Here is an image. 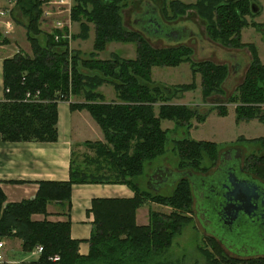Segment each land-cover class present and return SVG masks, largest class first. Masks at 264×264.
Returning a JSON list of instances; mask_svg holds the SVG:
<instances>
[{
  "label": "trees",
  "instance_id": "16d2710c",
  "mask_svg": "<svg viewBox=\"0 0 264 264\" xmlns=\"http://www.w3.org/2000/svg\"><path fill=\"white\" fill-rule=\"evenodd\" d=\"M48 1L15 2L27 20L23 26L31 53L19 50L3 60L4 100L0 101V136L10 142L56 141L58 101L69 100L74 94L83 96L84 101L70 102V110H87L101 128L103 140H85L83 143L92 154H82L79 162L73 155L68 180L37 182L39 187L31 199L6 202L0 187V236L20 239L23 251H32L41 245L42 252L37 260L40 264H175L168 258V252L174 236L192 220L191 184L186 178L179 179L171 195H164L139 190L134 179L142 174L145 162L165 152L168 129L161 127V120H171L175 126H184L188 130L193 126V119L204 121L208 109L202 111L188 104L169 103L171 91L162 88L163 93L160 85L152 81V68L175 67L189 62L192 81L177 84L176 89H195L194 76L199 73L204 100L211 99L212 95L221 98L220 95L224 94L228 65L210 59L194 61L192 50L185 44L152 48L142 36L122 28L119 10L125 0H74L70 18L78 20L83 15L94 24L93 48L97 52L111 40L135 41L136 57L117 59L115 56L111 60L80 58L78 50L69 49L67 39L57 34L59 30L41 32L38 19L42 5ZM179 4L181 11L188 6L182 2ZM192 5L206 21V33L211 41L235 49L248 47L251 52L242 81L225 101L210 107L219 116H225L228 113L225 103H233L236 122L257 119L264 123V64L253 44L241 40V29L249 25L245 17L258 10L250 9L248 0H197ZM252 7L256 9V6ZM13 9L11 16L14 15L16 21ZM254 26L259 28L263 25ZM87 28L83 26L74 38L87 39ZM40 34H43L42 38ZM55 35L59 40L56 41ZM94 50L90 54H95ZM103 84L114 88V100L105 101L97 89ZM36 91L39 92L38 100L25 99L27 92L34 94ZM156 102H161L158 113L153 109ZM253 141L259 142L261 153L246 156L245 164L257 178L264 180V137L253 138ZM172 150L179 159V169L201 173L207 170L201 165L203 160L208 158L215 163L219 155L217 143L187 136L174 140ZM87 183L125 184L134 195L129 198H92L87 211L93 215L87 239L89 251L82 255L78 251L80 241L70 236L69 213L72 185ZM147 200L169 206L171 211H149L148 223L139 225L135 221L136 210ZM49 203L58 208V212L53 214L65 219L48 220ZM33 214H42L44 218L35 220ZM213 241L212 251L216 258L209 259L208 254L201 250L207 264H264V256L227 257L220 245ZM217 251L220 256H217ZM54 254L58 255V260L47 259Z\"/></svg>",
  "mask_w": 264,
  "mask_h": 264
},
{
  "label": "rangeland",
  "instance_id": "374dc122",
  "mask_svg": "<svg viewBox=\"0 0 264 264\" xmlns=\"http://www.w3.org/2000/svg\"><path fill=\"white\" fill-rule=\"evenodd\" d=\"M52 1V0H51ZM197 0H125L122 1L121 8L119 10L120 15V23L124 30L126 31H134L138 34V36H142L143 39L152 47V48H163L164 46H174L179 45L182 43H174L172 41H164L160 38H154L151 39L150 37H146L141 31H138L134 29L133 23L136 22V17H134V14H137L138 12L141 13L145 9L146 3H152L158 10L160 16L162 17L163 21L167 22L171 25H187L190 28H193L192 31L194 34L192 35V38L186 39L183 44H185L187 47H189L192 50L191 58L194 61L205 59L204 55L205 52L208 51V44H211L215 46L218 49L224 50L226 52L231 51H239L242 50L246 56H250L251 59V52L248 50V47H241L235 49L232 47H224L220 43L213 42L207 37L206 33V21L199 15L197 10L193 7L192 4H194ZM179 2H182L187 6V8H183L181 11ZM248 3L250 5V9L252 6H256L255 12L258 10L257 13H252L247 15L245 18L247 22L249 23L248 26H245L241 30V40L244 43H251L253 44L256 53L258 57L262 56L264 59V0H251V2L248 0ZM74 4V0L72 5ZM72 8V7H71ZM14 14L16 15V22L20 23V25L23 26V23H25L26 17L20 12L18 7L15 6ZM13 9V10H14ZM42 10H49L52 12L58 11V5L55 3L47 2L42 5ZM180 11V12H179ZM71 16V11H70ZM57 17L56 14H54V17L52 18H45L42 13L39 16L38 19V25L41 30V32L44 33H50V27H52L51 21L53 18ZM63 18L66 16L62 15ZM11 18H14V15L11 16ZM135 21V22H134ZM253 23V24H252ZM262 24L263 26L257 28L254 26ZM83 26L88 27V37L87 39L84 38H75L74 35L79 34L81 30H83ZM25 30V28H24ZM62 34V38H66L69 42V49L71 50H78L79 57L83 59H99V60H111L115 56L118 57L117 59H134L136 57V42L135 41H116L111 40L106 43L105 47L101 51H96L93 48V41H94V35H95V28L94 24L92 22H88L86 17L79 16L78 20H71L70 18V24L67 25L64 29H59V32L57 34ZM197 35H196V34ZM40 38L43 37V34H40ZM202 42L199 46V40ZM22 40L26 41V37ZM59 40V38H56V41ZM5 41V40H3ZM6 42V41H5ZM3 43V42H1ZM24 47H20L21 51L25 54H30V43L26 41L24 44ZM202 47L201 49L198 48ZM14 48L13 46H11ZM213 49V47L211 46ZM228 49V51L226 50ZM95 51V54H90L92 51ZM248 50V51H247ZM212 61H216L215 55H213V52L211 53ZM242 59H239V62H241ZM242 65V63H240ZM193 75L190 67L189 62H182L181 64L175 66V67H153L152 68V74L151 79L155 84L160 85L159 87L168 91H171V97L168 99V102L171 104H176V102H185L189 105H192L194 109H199L202 111H206L208 109L207 115L202 122H197L195 119H193L192 123L194 122L192 127H190L188 130L185 129L184 126H173V123L171 120H161V127L163 129H168V139L165 144V152L162 155H159L158 157L152 159L151 161L145 162L143 172L139 176L135 177L134 183L138 187L139 190L143 191H151L153 193H161L164 195H171V192L173 190L174 184L166 183L167 186L158 190L153 191L148 189V176L151 174L150 170L155 165H163L166 164V167L170 170H174V168H178V157L175 154V151L172 150L174 140L187 136L196 140L204 139V140H210L214 141L218 145V151H224L231 145L242 144L244 145V156H249L250 154L255 153V155H259L261 153L259 148L260 144L258 141H247L242 139L243 137H264V123L258 122V121H252V122H244V123H235L234 120V107L235 104L233 103H225L227 109H229V112L226 116H219L216 112V110L213 107L215 104L221 101H225L224 99L226 96L231 95L233 91L236 88V85L240 82L238 79L236 81V84L232 90H226L224 91L223 95H220L221 98H219L217 95H212L211 99H204L201 96V90H200V74L196 73L194 78L196 82V87L193 90H185L180 91L176 89L177 84H183V83H189L192 81ZM242 81V80H241ZM104 93H106L107 97H113V94H115L114 88L111 85L104 84ZM233 87V86H232ZM98 89V88H97ZM99 90V89H98ZM163 90V89H162ZM100 91V90H99ZM101 92V91H100ZM165 91L163 90V93ZM175 95L177 97H175ZM175 97V98H174ZM69 98H72L74 101H84L83 96L79 95H70ZM105 99V97H104ZM114 100V99H113ZM107 101V100H106ZM161 102H156L153 104V109L155 113H158L159 105ZM211 106V107H210ZM210 107V108H209ZM88 112V111H87ZM91 117V115H89ZM92 118V117H91ZM93 119V118H92ZM98 125V124H97ZM100 128V127H99ZM100 134H102L101 128L98 130ZM90 129L87 127H81L79 130V133L75 136L79 139V144L73 146V153L74 158L76 161H80L82 159V154L88 153L92 154V151L89 150L86 145L83 143L84 139H90L91 141L95 139L97 136H90ZM96 130L93 131L92 134L95 135ZM243 147V146H242ZM213 160H209L208 158L204 159L202 162V166H206L207 170H203L202 173L209 172L217 163L218 158H216V162L212 163ZM179 169V168H178ZM200 170V169H199ZM197 171V170H196ZM201 173V172H200ZM167 176V175H165ZM194 202H196V197L193 198V204L191 207V215L192 220L186 224H184L180 231L174 236L172 245L168 252V258L172 261H174L175 264H207L206 256L204 258V255H202L201 250L205 251L206 254H208V258L211 259L213 256L212 251V242L215 240L211 237L210 234L204 231L202 224L198 218L195 217V205ZM5 203V202H4ZM142 210H145V214H148L149 211H160L163 213H169L171 211V208L166 205H159L156 202L147 200L145 204L142 206ZM142 210H139V216L142 212ZM194 215V216H193ZM146 216V215H145ZM6 239V246L7 249L9 246H12V257L19 260L18 264H40L35 262L37 258H39L40 254L36 256L33 251H22V249H15L16 244H18V239L16 237H11L10 235L2 236ZM216 241V240H215ZM217 242V241H216ZM218 243V242H217ZM219 244V243H218ZM220 245V244H219ZM221 250L224 255L227 257L229 256H235V257H243V258H249L254 257L253 256H241V255H234L230 252H228L223 246H221ZM260 248V246H258ZM220 249V248H219ZM212 252V253H211ZM217 256H220V253L217 251ZM57 255V254H54ZM261 256V255H258ZM264 256V255H263ZM216 258V256H215ZM219 261V259L217 258Z\"/></svg>",
  "mask_w": 264,
  "mask_h": 264
},
{
  "label": "crops",
  "instance_id": "0c3cea01",
  "mask_svg": "<svg viewBox=\"0 0 264 264\" xmlns=\"http://www.w3.org/2000/svg\"><path fill=\"white\" fill-rule=\"evenodd\" d=\"M15 2L16 0H0V101L4 100L3 77H2L3 60L5 58L11 57L19 50H21L20 47L23 48L24 47L23 44L27 41V39L26 41L24 40V42L22 40V37L23 38L26 37L25 34L26 31L24 30L22 25L16 22L14 18H11V11L15 6ZM7 23L10 24L9 27L6 25ZM3 40H5L6 42ZM262 43L264 44V42ZM11 46H13L14 48H12ZM226 50L228 51V49ZM229 51H230L229 53L237 57L236 58L237 61L239 60V58L242 59L241 61L242 65H241V70L232 73V64L230 61H219L216 58L217 62H223L228 65L229 74L223 83V87L227 91L229 89L232 90L234 88L236 81L238 79L241 82L245 70L250 63V56H246L245 51L244 53L242 52V50L239 51L229 50ZM210 58L211 56H208L205 59H210ZM259 58L260 61L264 64L263 57L260 56ZM225 82L229 83L231 88H226ZM104 88H105L104 84L98 87V89L104 95L105 101L106 100L112 101L113 99H115V94H113L112 98L111 97L108 98L106 93H104ZM175 97L177 96L175 95ZM38 98L37 99L31 98L30 101L31 100L36 101L38 100ZM70 102H77V101L76 100L74 101L72 98H69V100L58 101V105H57L58 138L56 141L10 142V141L2 140L0 136V187L5 194L6 202H18L21 201L22 199L33 198L39 187L37 183L39 181H67L69 178L70 160L71 157L75 155L73 153L74 151L73 146L79 144V139L76 138L75 136L79 133L81 127L89 128L90 136H97L95 137V139L92 140H103V134H100V132L98 131L100 129L99 126L89 116L90 114L87 112V110L82 109V110L71 111L69 107ZM176 104L187 105L188 103L176 102ZM234 120H235V112H234ZM252 121H258V120L257 119H251L249 121L241 120L239 122H236L235 120V123H244V122H252ZM172 123L173 126H175L173 121ZM193 124L195 123L193 122ZM95 130L96 133L94 135L92 133ZM253 138H257V137H250V138L243 137V139L247 141ZM85 140H90V139H84L83 141ZM199 140H204V139H199ZM238 145L241 147L243 146L242 147L243 150L245 149L244 145L242 144H238ZM160 166L166 167V164L155 165L150 170V173H152L155 168ZM174 170H176V168H174ZM133 195H134L133 190L130 189L125 184L87 183V184L72 185L71 207L69 213L70 221H71L70 236L71 238L78 239L80 241L78 246L79 254L87 255L89 251V243L87 242V239L90 236L93 215L91 213H88L87 211L91 206L92 198H96V197L129 198L132 197ZM143 205L137 208L135 214V221L139 225L147 224L149 220V212L148 214H145V210H142ZM139 210H142L140 216H139ZM47 211L49 212V215L46 217L48 220L55 221V220L65 219L64 216L53 214L58 212L57 206L53 203H49L47 205ZM32 218L35 220H42L44 218V215L33 214ZM12 246H9L6 252V258L10 261V263L8 264H18L19 260L12 257V251H13ZM15 249H21L20 239H18V244H16ZM254 257H258V256H254ZM254 257H250V258H254ZM37 260H35V262H37Z\"/></svg>",
  "mask_w": 264,
  "mask_h": 264
},
{
  "label": "water",
  "instance_id": "95a60500",
  "mask_svg": "<svg viewBox=\"0 0 264 264\" xmlns=\"http://www.w3.org/2000/svg\"><path fill=\"white\" fill-rule=\"evenodd\" d=\"M252 10L256 9L252 7ZM134 17L137 19L133 23L134 29L141 31L151 39L162 37L166 38L165 41H171L168 39L169 35L166 34L168 28H173L171 29L172 33H178L179 25H170L171 27H169V24L163 21L157 8L150 2L146 3L142 14H134ZM215 52L219 61L231 62L232 73L241 70V62L236 60L235 55L219 49H215ZM225 87L231 88L229 83H226ZM160 172L167 176L155 175ZM185 176L190 179L191 189L195 192L194 187L200 182L202 176L195 175L189 170L183 172L170 170L165 166L153 170L149 176L147 187L150 190L158 191L160 188L166 187V183L175 185L179 179ZM156 178H161V180ZM223 186L225 192L213 195V202H216L219 207L218 212H214L212 219L231 228L229 236L232 234L233 240L228 241V244L224 243V246L230 252L239 248L240 253L238 254L241 256H263L264 246L259 248L258 246L262 244L256 239H252L251 236L254 237L260 229L264 231V182L247 175L237 176L229 171ZM220 213L223 215L219 216Z\"/></svg>",
  "mask_w": 264,
  "mask_h": 264
},
{
  "label": "flooded vegetation",
  "instance_id": "af4514ba",
  "mask_svg": "<svg viewBox=\"0 0 264 264\" xmlns=\"http://www.w3.org/2000/svg\"><path fill=\"white\" fill-rule=\"evenodd\" d=\"M142 13L143 11L141 13L138 12L137 14H142ZM170 25L171 24H169V27H171ZM171 29L173 28H168V33L166 34L169 35L168 39H170L174 43L178 42L183 44L186 39L192 38V35L194 34V32L192 31L193 28H190L189 26L183 24H179L177 34L172 33L173 30ZM158 38L163 39L164 41L166 40V38H162V37H158ZM197 40H199L198 42L200 43L199 44L200 46L202 42L200 41V39ZM199 46L198 48L201 49L202 47ZM211 46L213 47V49L211 48ZM208 48L209 49L208 51L205 52L204 58L211 56L212 52L213 55H215L216 57L215 49L218 48H216L211 44H208ZM245 158L246 156H244V151L241 146H239L238 144L231 145L224 151L219 152L218 161L209 172L200 173L189 170L195 175L202 176L200 182L196 184L194 187L195 192L192 191L193 198L194 196L196 197V202H194L195 211H196L195 217L202 222V227L204 231L210 234L211 237L214 238L225 249L226 247L224 246V243L228 244V241L231 242L233 240V238L231 237L232 234L229 236L231 228L224 224L221 225L216 219H212L214 212H218V207H219L216 202L215 203L213 202L214 199L213 195L215 193L225 192V188L223 185H224V181H226L227 173H229V171L231 173H235L237 176H240V174L247 175L264 182V180L257 178L254 175V173L247 168L245 164ZM175 171L183 172L184 170L177 168ZM160 173H157L158 175L157 174L155 175L159 177L165 176L162 172ZM184 178H186V176ZM156 179L161 180V178H156ZM186 179H188V181L191 184L190 179L188 177ZM221 215H223V213H220L219 216ZM251 238L256 239L258 242L262 244L259 246H264V231L262 229H260L259 233H257L254 237L251 236ZM230 253L234 255H239L238 254L240 253L239 248H236L234 252H230Z\"/></svg>",
  "mask_w": 264,
  "mask_h": 264
},
{
  "label": "built area",
  "instance_id": "2783aa9c",
  "mask_svg": "<svg viewBox=\"0 0 264 264\" xmlns=\"http://www.w3.org/2000/svg\"><path fill=\"white\" fill-rule=\"evenodd\" d=\"M51 3H55L58 5V11L52 12L49 10H42V15H44L45 18H52L54 17V14L57 15V17L53 18L51 21L50 31L52 32L55 29H64L67 25L70 24V11L72 7L73 0H50L48 1ZM3 13V12H2ZM62 15L66 16L65 18L62 17ZM8 27L10 26L9 23L6 24ZM58 38V35H55V39ZM38 91H36L34 94L27 92L25 95V99H37L38 98ZM7 246H6V239L2 236H0V264H8L10 261L6 258V252H7ZM35 250V254H40L42 252V246L37 245L33 249ZM32 250V251H33ZM58 255H51L48 256L47 259L50 261H56L58 260Z\"/></svg>",
  "mask_w": 264,
  "mask_h": 264
}]
</instances>
